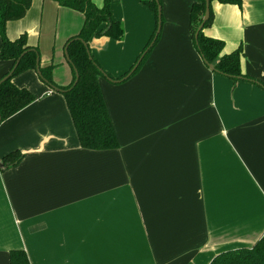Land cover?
Wrapping results in <instances>:
<instances>
[{
	"label": "crops",
	"instance_id": "0c3cea01",
	"mask_svg": "<svg viewBox=\"0 0 264 264\" xmlns=\"http://www.w3.org/2000/svg\"><path fill=\"white\" fill-rule=\"evenodd\" d=\"M161 1V37L141 68L121 82L100 77L119 148H82L64 95L36 70L13 79L36 100L0 124V161L25 153L0 171V264L15 249L30 264H209L264 236V85L212 71L191 35V0ZM111 10L124 38L93 37L90 49L119 79L157 17L141 0H112ZM213 11L205 34L225 42L223 53L242 45L243 72L264 84V0ZM84 21L56 0H33L7 35L26 33L67 86L66 42ZM12 67L0 61V78Z\"/></svg>",
	"mask_w": 264,
	"mask_h": 264
},
{
	"label": "trees",
	"instance_id": "16d2710c",
	"mask_svg": "<svg viewBox=\"0 0 264 264\" xmlns=\"http://www.w3.org/2000/svg\"><path fill=\"white\" fill-rule=\"evenodd\" d=\"M56 1L62 6L82 12L85 16V21L80 32L66 42V46L70 43L68 51L72 61L71 66L73 68L72 82L67 86L57 84L53 76L54 64L48 66L41 65L43 77L41 79L51 88L53 86L62 89V91L59 92L63 94L66 99L82 148L95 151L115 150L119 148V142L102 93L100 77L103 75L100 68L111 78H115L103 68L92 54L90 40L93 37H110L121 40L125 35L123 24L113 18L111 10L112 0H104L102 7H98L93 0ZM141 1L155 12L157 17V31L158 4L156 0ZM160 2L162 4L161 0ZM215 2L239 6L243 5V0H210L211 15L209 20L205 23L203 30L199 33L197 44L195 33L203 20L206 11V0H191L189 14L190 30L198 51L204 55L209 63L215 66L218 71L217 73L228 76L234 80H239V77H243V80H255L259 82L256 78L243 72L242 60L244 50L242 45L233 52L223 53L225 42L205 34V29L211 26L213 22V3ZM32 3L33 0H0V61H13L14 67L18 58L26 52L21 58L14 73L0 84L1 122L17 114L36 100V96L30 89L17 86L13 82V79L22 72L37 69V57L38 55L41 57L39 47L28 44V36L26 33L21 34L14 40L10 39L7 35L8 22L23 19L31 8ZM156 31L146 44L139 58L151 45L155 38ZM160 37L161 32L153 47L158 43ZM83 41L88 44L92 59ZM153 47L146 53L135 72L141 68ZM74 67L79 71V81L76 85H74L76 80ZM10 72L6 73L2 78L7 76ZM127 74L119 79L124 78ZM2 78H0V80ZM262 85L264 84L262 83ZM24 156L25 153L19 149L4 155L0 161V171L17 166L23 160ZM10 264H30V260L24 250L15 249L10 252ZM209 264H264V236L252 247L238 248L215 256Z\"/></svg>",
	"mask_w": 264,
	"mask_h": 264
},
{
	"label": "water",
	"instance_id": "95a60500",
	"mask_svg": "<svg viewBox=\"0 0 264 264\" xmlns=\"http://www.w3.org/2000/svg\"><path fill=\"white\" fill-rule=\"evenodd\" d=\"M157 4H158V27H157V31H156V35H155V38L154 40L152 41L151 45L149 46V48L141 55V57L139 58V60L137 61V63L135 64V66L132 68V70L122 79H113L111 78L102 68H100V71L102 72V75L108 79L109 81L111 82H121V81H124L125 79L129 78L135 71L136 69L138 68V66L140 65L141 61L143 60L144 56L146 55V53L150 50L151 47H153L158 35L160 34L161 30H162V25H163V13H162V4L160 2V0H156ZM210 15H211V11H210V0H206V11H205V14L203 16V20L201 22V24L199 25L196 33H195V39L197 41V44H198V37H199V33L201 30H203L204 28V25L205 23L209 20L210 18ZM86 48H87V51L89 53V56L90 58L92 59V56H91V52H90V49H89V46L88 44L83 41ZM70 44V43H69ZM69 44H67L66 48H65V54H66V57H67V60L70 64H72V61L70 59V56H69V51H68V47H69ZM26 52H24L19 58L18 60L16 61L13 69L11 70V72L5 76L4 78H2L0 80V84L2 82H4L6 79H8L15 71V69L17 68V66L19 65L20 63V60L21 58L24 56ZM202 57H203V60L205 62V64L212 70V71H215V72H218L217 69L215 68V66L211 63H209L203 54H201ZM38 75L40 76V78H43L42 77V71H41V57L38 55L37 57V69H36ZM74 71L76 73V80L74 82V85H76L79 81V71L76 67H74ZM240 79H242L243 77H239ZM255 81V80H254ZM257 84H260L262 85L260 82L258 81H255ZM263 86V85H262ZM264 87V86H263ZM52 89H54L55 91L59 92V91H62V89L58 88V87H53L52 86ZM0 123H1V117H0ZM1 166V165H0Z\"/></svg>",
	"mask_w": 264,
	"mask_h": 264
},
{
	"label": "rangeland",
	"instance_id": "374dc122",
	"mask_svg": "<svg viewBox=\"0 0 264 264\" xmlns=\"http://www.w3.org/2000/svg\"><path fill=\"white\" fill-rule=\"evenodd\" d=\"M23 73H24V72H22V73L16 75L15 77L20 76V75H22ZM15 77H14V78H15ZM39 80H41V79L39 78Z\"/></svg>",
	"mask_w": 264,
	"mask_h": 264
}]
</instances>
